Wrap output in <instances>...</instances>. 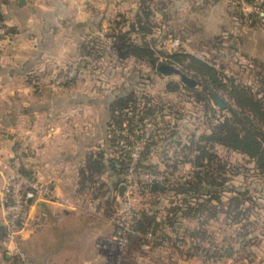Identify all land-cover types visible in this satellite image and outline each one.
I'll return each mask as SVG.
<instances>
[{
	"label": "rangeland",
	"instance_id": "374dc122",
	"mask_svg": "<svg viewBox=\"0 0 264 264\" xmlns=\"http://www.w3.org/2000/svg\"><path fill=\"white\" fill-rule=\"evenodd\" d=\"M150 1L152 17L150 23L143 24L148 30L144 31L138 28L131 31L130 23L136 20V14L141 13V0H106L104 36L93 37L92 31H90V37L80 40L79 47L82 42H85L89 54L83 57L78 54L68 67V69L74 67L72 77L67 80V82H71L69 80L73 78L72 83L66 86L64 85L65 81H54L51 87H48L53 92L59 93V98H66V96L70 98H99L97 107L103 105L102 102L108 104L114 98L131 92L135 98L140 99L141 104L139 101H137V104H140L141 107L146 98L150 99L151 106L157 109L155 113L156 122L145 121L142 136L138 140L142 137L145 138L146 124L150 125L148 137L153 132L163 133V138L157 137L154 139L157 145L150 162L156 163L157 166L155 169L150 170L167 172L172 177L168 182L162 183L166 185L165 189H167L169 182L176 180V178L183 181V178L192 171L190 163L180 162L184 153L187 152L183 150L184 145L191 144V140L198 141L199 134L210 132V129L219 123L224 116L230 115L231 110L238 111L236 104L228 93L231 88L230 80L232 79L235 84L245 85L249 83L251 85L250 89L264 100V72L262 73V81L256 80V78H259V76H256V66L252 70H248L242 63L241 41L236 33L232 34V31H234L232 27L235 24L233 26L226 20L228 14H231L232 11L238 13L235 11V7L230 6L233 0H183V2L180 0V6L177 5V0H172L168 4L166 1L169 0ZM161 1L165 4L162 5ZM227 3L229 6H226ZM120 32H127V37L135 44L146 45L153 52L156 61L152 63L132 54L122 56L118 45L119 40L116 39ZM92 50L94 51L92 52ZM176 53L190 54L212 66L217 71V77L221 85L215 86L208 80L209 88L204 86V80L201 77L194 76L193 72L185 69L183 63L176 60L178 57ZM80 61L81 65H79ZM184 62L187 63L188 61L184 60ZM161 64L175 66L182 73L192 78L195 83L190 84V86L178 74L162 73L159 70ZM65 71L64 67L61 68L53 78L59 80ZM48 87H33V89L47 93ZM209 89L213 90V94L209 93ZM214 95H217L223 101V108L214 101ZM173 128L179 130V137L170 136ZM131 139L133 140V137ZM213 150L218 155L219 160L229 165L226 167L227 172L222 173V176H226L227 180L222 185L218 184L215 188L217 193L222 196V203H218L221 205L218 206L216 219H210L209 217L211 220L210 227L217 245L222 248H231L232 246V251L230 255L223 253L217 259L212 255L213 260L211 261L178 250L175 251L172 248L164 249V251L168 252L169 250L181 255L178 256L180 257L179 260L177 259L178 262L170 264H264V262H259V257L264 252V245L261 246L257 240L253 244L251 243L254 248L249 250L258 254L249 261L246 257V250H242L239 244L240 239L231 243L222 239V237L229 236V234L235 235V232L239 238L241 237L240 225L236 224L233 228H230L224 219L222 209V206L226 205L227 199L232 195L234 196V194L236 196L237 192L245 191L254 198L252 203L246 200L245 204H250V215L256 220L255 222H257V219L264 222V176L258 174L254 161L249 160L246 155L226 149L219 144H216ZM164 156H170L171 159L165 162L163 161ZM175 160H177V163L173 164ZM218 180H221L220 175H218ZM136 190V211L148 204L155 206V208L161 205L164 207V204H166L164 195H160L159 201H157V198L151 199L150 195L144 196L141 192L139 193L138 188ZM89 197L91 200L92 197ZM122 198L123 196L121 201L114 206H110V209L114 208V211L121 209L124 203ZM218 202L220 201L218 200ZM212 204H216V202L213 201ZM102 205L107 209L109 208L104 202ZM82 213L73 214L69 218L59 221L61 231L57 230L58 232L55 231L53 234L54 244L61 242L64 245L69 234H73L78 239H71L72 244L68 249L74 251L76 247L78 249L83 248L86 243H84L81 235L87 233V231L82 229V226H100L101 221H104V219H96L93 218L94 215L92 216V214ZM51 223H53V220L48 219L46 221L44 228H47V230L40 229V227L32 224L34 230L29 228L30 231L27 237L19 240V242L15 240L20 253L24 258L26 257V260H31V264H38L43 256H50L46 253H49L52 248L50 244L51 234L48 232V226ZM68 224L78 227L70 232L65 229ZM258 228L255 225L253 230L258 232ZM107 239L109 238L103 240ZM68 249L63 251V256L67 254ZM158 249L153 248L150 250L151 253L154 252L153 258L150 259L151 261L149 260L151 263L153 261L154 264H160V257L156 251ZM135 251V248L127 244L121 252L117 253L114 259L108 260L104 254L106 257L105 263L90 264H146L145 262L136 263L135 254L137 253ZM43 252L45 255L42 254ZM55 263L51 262V264ZM57 263L65 264L64 262ZM0 264L9 263L0 259Z\"/></svg>",
	"mask_w": 264,
	"mask_h": 264
},
{
	"label": "crops",
	"instance_id": "0c3cea01",
	"mask_svg": "<svg viewBox=\"0 0 264 264\" xmlns=\"http://www.w3.org/2000/svg\"><path fill=\"white\" fill-rule=\"evenodd\" d=\"M105 5L106 0H0V25L10 30L7 40L0 38V153L8 157L17 146L26 144L29 149L26 168L31 177L48 184L55 194L54 201L31 204V219L16 237L18 242L23 240L29 228L34 230V225L47 230L46 221L53 220L48 226L52 248L46 254L50 256H43L38 264L105 263L104 252L97 243L116 232L114 218L106 216L99 207L100 196L90 200L92 190L85 188L83 192L79 179L80 170L91 153L103 151L111 157L107 103L97 107L99 98H59V93L48 87L54 82L56 72L68 68L76 59L80 40L90 37V31L93 37L104 36ZM230 6L234 7L233 1ZM239 6L242 19L228 14L226 20L235 24L231 26L232 34L236 33L241 41L242 63L252 70L255 66L259 68V64L264 66V0L250 3L240 0ZM33 87L49 90L43 93ZM109 172L94 176L98 183L108 185L105 198L113 195L114 182H117ZM121 197L118 191L117 200L121 201ZM4 211L0 191V223ZM82 212L104 219L100 226H82L87 231L81 235L86 243L83 248L68 249L70 240L77 238L73 234H69L64 245L54 244L53 234L61 231L59 221ZM256 225L258 232L251 233L249 238L253 237V243L257 240L262 246L264 222L257 219ZM76 227L68 224L65 229L71 232ZM250 248L254 247L248 245L249 261L258 254ZM65 249L68 252L63 256ZM151 249L145 244L135 247L136 263L154 264L150 262L154 254ZM159 249L156 251L160 264L176 263L180 259V254ZM259 262H264V252Z\"/></svg>",
	"mask_w": 264,
	"mask_h": 264
},
{
	"label": "trees",
	"instance_id": "16d2710c",
	"mask_svg": "<svg viewBox=\"0 0 264 264\" xmlns=\"http://www.w3.org/2000/svg\"><path fill=\"white\" fill-rule=\"evenodd\" d=\"M233 1L235 11L238 13L232 11L231 14L241 20L243 14L239 6L240 0ZM244 1L250 3L254 0ZM169 2L171 0L166 1L167 4ZM150 3V0H141V13L136 14V20L130 23L131 31L138 28L144 31L148 30L143 24L150 23L152 17ZM161 4L165 3L161 1ZM7 33L9 36L10 30L7 29ZM127 34V32H120L116 38L119 40L118 45L122 56L132 54L154 63L156 60L153 57V52L146 45L140 46L132 42L127 37ZM87 54H89L88 46L85 42H82L79 47V56L83 57ZM176 55H178L176 60L183 63L185 69L193 72L194 76L201 77L204 80V86L209 88L208 80L215 86L221 85L217 77V71L212 66L190 54L176 53ZM184 60L188 62L185 63ZM79 65H81V61ZM255 71H257L256 76H259L256 80L262 81L264 66L259 64V68H256ZM73 80L72 78L69 80L71 82L66 81L64 85L67 86ZM230 82L231 88L228 93L236 104L238 111L231 110L230 115L224 116L219 123L210 129V132L199 134L197 137L198 141L191 140V144L184 145L183 150L187 152L184 153L180 162L184 164L190 163L192 166L191 173L183 178V181L176 178V180L169 182L170 184L165 190L159 188L151 189L149 185L139 186L138 192H141L144 196L150 195L151 199L157 198V201H159V196L164 195L166 204H164V207L161 205L158 208L148 204L136 211L133 223L135 233L129 235L128 242L131 247H142L145 244L150 248H172L176 251L177 249L173 248V246H165L162 243L164 237L163 227L168 225L173 229L210 238L216 244V250L213 253L215 259L222 256L223 253L230 255L233 247L222 248L218 246L210 227V219H216L218 206L221 205L218 203H222V196L217 193L215 188L218 184L222 185L227 180V177L222 176V173L227 172L226 167L229 165L219 160L213 147L219 144L226 149L246 155L249 160L254 161L258 174L264 176V100L250 89L251 85L249 83L245 85L235 84L232 79ZM212 91V89H209L210 94H213ZM137 101L140 103V99L135 98L131 92L121 97L118 96L107 104L110 114L107 141L111 149V157L105 156L103 151L91 153L86 159L84 167L80 170L81 189L83 192L86 189H91L92 199L100 196L99 207L103 209L105 215L112 216V218H114L115 211L114 208L110 209V206H114L119 202L117 200L119 185L124 181V173L128 164L129 151L126 145L132 143L131 137L138 139L142 136V128L145 121L156 122L155 113L157 109L151 106V100L146 98V101L142 102V107L140 106L141 103L137 104ZM162 135V132H153L146 139L139 164L141 168H156V163L150 161L157 145L154 139L157 137L163 138L164 136L162 137ZM170 136L179 137V130L173 128ZM163 158L165 162L171 159L170 156H164ZM176 163L177 160L173 162V164ZM108 171L115 175L117 182H114L113 195L105 198L103 196H105L108 185L103 182L98 183L94 176ZM22 172L31 177L30 171L26 168V160L23 164ZM218 175H220L221 180H218ZM246 200L252 203L254 198L245 191L237 192L236 196L234 194V196L229 197L226 205L222 206L224 219L228 226L233 228L236 224H239L241 228L240 238L235 232V235L229 234V236L222 237V239L230 243L240 239L239 244L242 250H246V257L249 259L248 245H252L251 243H253L254 239L253 237L250 239L249 235L253 232L255 233L253 227H255L256 222L250 215V204H245ZM213 201L216 204H212ZM103 202L109 207L108 209L103 207ZM148 234H150V238L147 237ZM25 258L19 254L9 256L4 254L1 260L9 264H23Z\"/></svg>",
	"mask_w": 264,
	"mask_h": 264
},
{
	"label": "built area",
	"instance_id": "2783aa9c",
	"mask_svg": "<svg viewBox=\"0 0 264 264\" xmlns=\"http://www.w3.org/2000/svg\"><path fill=\"white\" fill-rule=\"evenodd\" d=\"M0 38L2 40L9 38L6 26L0 25ZM73 68H66L59 80L54 79V81L66 82L72 77ZM149 133L150 125L146 124L145 138L133 139L131 144L126 145L129 158L124 182H122L126 188L122 195L123 206L114 215L116 232L112 238L97 243L98 248L104 252L108 260L114 259L117 253L121 252L128 244L129 235L135 233L133 223L136 211V189L140 185L162 184L172 179L167 172L144 169L139 166L141 153ZM26 156H29V149L24 143L17 146L8 157H3L0 153V176L2 178L0 191L2 205L5 208L2 220L5 225V233L0 239V259L4 254L22 256L15 240L21 229L25 228L31 219V204L51 202L55 199V194L48 184L41 183L22 172ZM163 233V245L173 246L178 251L198 256L203 260H213L212 255L216 250V244L210 238L173 229L168 225L163 227ZM147 237L150 238V234ZM23 264H30V262L24 259Z\"/></svg>",
	"mask_w": 264,
	"mask_h": 264
},
{
	"label": "water",
	"instance_id": "95a60500",
	"mask_svg": "<svg viewBox=\"0 0 264 264\" xmlns=\"http://www.w3.org/2000/svg\"><path fill=\"white\" fill-rule=\"evenodd\" d=\"M1 18V17H0ZM159 70L164 73V74H170V73H174V74H178L181 79L185 82H187L188 84H194L195 81L188 77L187 75H185L184 73H182L178 68H176L175 66L173 65H169V64H161L159 66ZM213 99L214 101L221 107L223 108L224 107V103L223 101L217 96V95H214L213 96ZM151 189H157V188H160V189H165L166 188V185L165 184H157V183H152L150 185ZM125 184L124 183H121L120 186H119V192H120V195L122 196L124 191H125ZM0 229L2 231V233L4 234L5 233V225L3 222L0 223ZM117 235V234H116Z\"/></svg>",
	"mask_w": 264,
	"mask_h": 264
}]
</instances>
